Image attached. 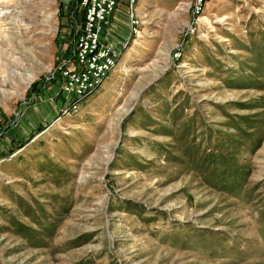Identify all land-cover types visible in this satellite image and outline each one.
I'll use <instances>...</instances> for the list:
<instances>
[{
    "label": "rangeland",
    "instance_id": "374dc122",
    "mask_svg": "<svg viewBox=\"0 0 264 264\" xmlns=\"http://www.w3.org/2000/svg\"><path fill=\"white\" fill-rule=\"evenodd\" d=\"M71 1L0 0V154L46 128L0 159V264H264V0H139L136 48L70 111Z\"/></svg>",
    "mask_w": 264,
    "mask_h": 264
},
{
    "label": "built area",
    "instance_id": "2783aa9c",
    "mask_svg": "<svg viewBox=\"0 0 264 264\" xmlns=\"http://www.w3.org/2000/svg\"><path fill=\"white\" fill-rule=\"evenodd\" d=\"M120 0H79L84 10V24L76 38L75 60H66L60 66V88L66 96V110H77L89 94L100 88L108 76L118 67L122 53L105 39L111 18ZM139 0H128L131 16V35L141 33V18L135 13ZM208 0H192L194 15L200 14ZM128 42L125 44V48ZM181 52L175 57H181Z\"/></svg>",
    "mask_w": 264,
    "mask_h": 264
},
{
    "label": "trees",
    "instance_id": "16d2710c",
    "mask_svg": "<svg viewBox=\"0 0 264 264\" xmlns=\"http://www.w3.org/2000/svg\"><path fill=\"white\" fill-rule=\"evenodd\" d=\"M61 8V15H64L67 18L68 21V25H69V29H70V33L69 36L71 37L72 40V47L73 50L70 52L66 51V60L72 59L73 62H76L75 60V55H74V51L76 49V38L78 33L82 30L83 24H84V10L83 8L80 6V2L79 0H72L69 4H68V8L66 11H64V5L61 4L60 5ZM64 11V12H63ZM61 34V30L59 31L58 36H60ZM69 49V47H68ZM62 64H65L66 61L62 59ZM52 83L55 84H59L62 81V74L60 72L59 66L56 64V69L55 72L53 74V77L50 78ZM49 79H45V77H41L40 80H37L33 83L32 85V89L36 90V96H38L39 94H41L42 90L45 89L47 87V83H48ZM60 85V84H59ZM44 87V88H42ZM0 125H3V123ZM46 128L43 125H40L38 128H36L29 136L28 139H22V140H18V138L16 137V135H13L12 138V142L9 146L8 149L3 150L0 154V159L3 158H10L14 153H16L18 150L22 149L26 143L30 142L32 139H34L38 134H40L43 130H45Z\"/></svg>",
    "mask_w": 264,
    "mask_h": 264
},
{
    "label": "crops",
    "instance_id": "0c3cea01",
    "mask_svg": "<svg viewBox=\"0 0 264 264\" xmlns=\"http://www.w3.org/2000/svg\"><path fill=\"white\" fill-rule=\"evenodd\" d=\"M128 16L126 18L125 14L122 12L115 11L114 15L111 18V25L106 30L105 39L107 42H111L115 45L117 49H119L122 53V56L120 60L122 59L123 55L126 54V58L132 53V49L136 48L134 47V43L137 42V39L134 35H131V16L129 12H127ZM129 29V35H127V30ZM128 42V46L125 48V44ZM124 60V61H125ZM120 62V61H119ZM61 91V88L59 89V93ZM46 93L50 94L53 93V90H48ZM45 95V93H41V98ZM65 100L66 96L62 93H60L59 96H56L54 103L55 108H59L63 106L59 105V100ZM48 100H53V97H49Z\"/></svg>",
    "mask_w": 264,
    "mask_h": 264
},
{
    "label": "bare ground",
    "instance_id": "6f19581e",
    "mask_svg": "<svg viewBox=\"0 0 264 264\" xmlns=\"http://www.w3.org/2000/svg\"><path fill=\"white\" fill-rule=\"evenodd\" d=\"M0 56H6V55H5V52H1V53H0ZM12 61L15 63V65L18 66L19 61H18V58H17V57H14ZM12 72H13V71H12ZM1 73H6V75L9 74L7 65L3 66V70H1ZM13 73H14V72H13ZM15 74H16V73H15ZM22 76H23V75H22ZM8 77H9V75H8ZM16 77L21 78V74L18 75V73H17V74H16ZM2 78H3V77H2ZM3 80H4V79H3Z\"/></svg>",
    "mask_w": 264,
    "mask_h": 264
}]
</instances>
